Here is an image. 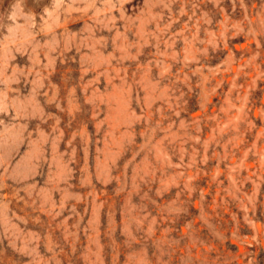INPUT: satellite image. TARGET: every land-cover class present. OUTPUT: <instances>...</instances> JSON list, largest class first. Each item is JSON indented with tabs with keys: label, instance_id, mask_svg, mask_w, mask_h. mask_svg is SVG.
I'll list each match as a JSON object with an SVG mask.
<instances>
[{
	"label": "rangeland",
	"instance_id": "rangeland-1",
	"mask_svg": "<svg viewBox=\"0 0 264 264\" xmlns=\"http://www.w3.org/2000/svg\"><path fill=\"white\" fill-rule=\"evenodd\" d=\"M0 264H264V0H0Z\"/></svg>",
	"mask_w": 264,
	"mask_h": 264
}]
</instances>
